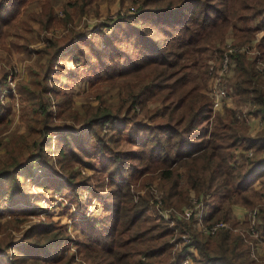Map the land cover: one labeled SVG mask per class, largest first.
Wrapping results in <instances>:
<instances>
[{
	"label": "trees",
	"instance_id": "obj_1",
	"mask_svg": "<svg viewBox=\"0 0 264 264\" xmlns=\"http://www.w3.org/2000/svg\"><path fill=\"white\" fill-rule=\"evenodd\" d=\"M29 1L0 0L1 44L9 36L18 37L15 24L19 9ZM43 1L41 11L32 19L48 28L55 20L48 0ZM131 2L129 14L112 20L122 26L123 46L120 33L119 44H110L111 37L104 36L108 48L102 52L90 48L88 52L68 33L50 39L46 49L37 52L38 70L31 69V79L15 86L24 105L20 118L28 131L0 141V187L7 184L12 194L17 193L19 171L31 169L48 152L52 135L62 134L57 143L58 162L67 171L69 188L76 183L86 188L90 185L87 178H78L71 166L89 157L92 148L111 162L104 166L111 180L102 216L89 219L83 240L77 242L87 264H182L185 257H190L191 264H259L250 258L238 233L219 230L208 235L198 227L193 214L172 228L168 220L154 212L148 196H136L123 181L153 174L150 179H158L164 201L161 209L168 206L182 214L206 198L205 224L228 222L232 227H248L233 218L230 208L250 209L264 204L262 189L256 184L264 178V73L257 68L264 63V0ZM46 7L49 10L44 19ZM229 37L232 40L227 45ZM9 45L19 49L14 41ZM68 46L76 50V59L85 65L91 63L92 53L96 55L100 72L92 83L107 80L103 84L107 85L113 78L124 79L116 103L107 102L103 91L97 101L83 103L77 111L72 109L73 101L57 84L58 77L52 75L60 73L54 70L55 61ZM232 47L238 49L228 52ZM225 53L234 76L222 84L231 99L250 105L249 117L263 123L256 132L237 118L240 110L232 108L217 113L209 124V62L217 66ZM44 58L46 64L42 65ZM194 69L200 73L198 79H190ZM8 73L0 69V93ZM51 75L50 87L47 83ZM8 97L14 99L10 94ZM4 115L0 124L5 121ZM54 116L70 120L80 129L89 128L98 145L69 138V127L56 123ZM105 123L110 134L102 133ZM122 142L131 149L117 150ZM98 188L102 194L103 186ZM257 211L258 230L264 234V206ZM24 239L11 260H0V264H73L72 257L62 256L70 238L58 227L39 224L28 230ZM179 243L173 251L174 244ZM7 245L0 248V253Z\"/></svg>",
	"mask_w": 264,
	"mask_h": 264
},
{
	"label": "rangeland",
	"instance_id": "obj_2",
	"mask_svg": "<svg viewBox=\"0 0 264 264\" xmlns=\"http://www.w3.org/2000/svg\"><path fill=\"white\" fill-rule=\"evenodd\" d=\"M48 2L49 4L47 5L52 8L55 20L52 26L45 28L35 23L32 17L41 11L44 1L32 0L19 9L18 21L15 24L18 37L9 36L5 44L0 43V69L9 71L6 84L1 92L4 94L2 95L4 97L2 98L3 107L0 106V116L5 114V121L0 124V128H4L0 131V141L9 139L12 134H27L28 128L20 118L21 109L24 105L18 100L15 86L20 81L26 82L31 79V69L38 70V63L36 61L39 55L37 52L46 49L50 39H59L70 33L76 37V41L80 42L78 43L79 47L85 49V51L91 52L88 50L91 48L102 52L108 48L103 41V37L110 36V44L112 42L119 44L118 41L120 39L117 36L121 33V45L123 46L124 44L122 26L117 25L115 22L112 23V20L116 19L118 15L129 14V8L132 7L131 0H48ZM46 10H49V8L46 7L42 14ZM44 19H46L45 14ZM41 23L44 24L45 22L42 20ZM230 39L232 40V37L226 40L227 45ZM11 41L16 42L19 49L9 45ZM76 41L73 44H76ZM70 48L71 46H68L64 49L56 59L54 70L60 73L52 75L53 77H58L59 81L57 84L73 101L72 109L77 111L81 104L97 101L98 95H103L104 92L103 96L107 102L116 103L121 93L119 84L124 79L113 78V83L107 84L108 86L103 85L106 84L107 80L92 83L97 73L100 72V64L97 58H95L96 55L92 53L91 63L85 65L81 59H76V55L74 54L76 50ZM126 51L129 52L130 49ZM209 61L211 60L209 59ZM40 63L45 65L46 59H41ZM122 64L125 65L124 61H122ZM230 73L221 79L217 75L215 78L212 75H208V94L216 81L227 91L222 83L226 82L225 79L230 80L234 76V73ZM52 75L47 83L50 87L53 86ZM199 76V71L194 69L190 79H198ZM9 94L14 99L9 98ZM226 108L240 110L237 118L241 114H247V110L252 109L248 103H239L236 98H232L227 105L212 113L209 124L217 116V113L223 114ZM52 110L54 115H56V109L53 108ZM53 119L56 123L65 124L69 127L67 130L68 134H70L69 138H75L83 142L91 140L93 144L98 145L94 141L93 134L89 128L80 129V125H76V123L70 120H58L56 116ZM257 119L253 118L255 121ZM107 125L108 123H105L104 126H100L103 134L111 132L106 130L105 126ZM253 125H255V122ZM117 126V124L114 125V127ZM261 127L257 125L253 127L251 125L248 126L253 132H256ZM61 136L62 134L57 133L52 135L48 152L42 158L35 161L31 169L19 171L16 175L19 190L17 193L12 194L7 184H3L0 187V248L8 244L7 248L0 253L1 261L11 260L14 251L23 245L28 230L33 229L39 224H52L70 238V241L62 252V256L66 258L72 257L73 264H87L82 258V253L79 252L77 242L83 240L86 223L89 222V219H97L102 216V203L109 192L108 187L111 180V176L105 172L107 170L104 169V166L111 164V162L107 158H103L97 148H92L89 157L84 156L81 163H75L71 166V170L77 173L78 178H87L90 185L86 188L82 187L80 183H76V186L72 189L69 188L67 171L62 169L58 162L60 155L57 143L60 141ZM33 138L34 136L29 139V142ZM117 148L119 151H128L131 149V146L126 142H122ZM237 157L236 159L240 160V157ZM152 176L153 174L144 173L136 176L133 180L129 181L128 179L123 182L128 183L131 191L136 196H148L149 203L154 212L166 221L168 220L169 222L167 223L174 228L175 223H183L185 220L184 216L171 207L166 206L167 210L160 208L161 204H164V201L158 189V179H150ZM256 184L259 186V189H262V200H264V178L262 181L258 180ZM100 185L103 186L102 194H99L98 186ZM253 188L255 189V187ZM205 199L201 201L203 202V211L208 212V207L204 203ZM260 206H264V204L258 203L250 209L231 206L230 211L233 213V208L239 207L242 209V218L235 216L234 213L232 214L233 218L235 219L236 217L237 221L248 220V212L255 209L257 211ZM162 213L168 217L162 216ZM179 245L180 243L178 246L174 244L173 251H176ZM257 260L261 261L255 262L264 264V242L260 247L259 258Z\"/></svg>",
	"mask_w": 264,
	"mask_h": 264
},
{
	"label": "built area",
	"instance_id": "obj_3",
	"mask_svg": "<svg viewBox=\"0 0 264 264\" xmlns=\"http://www.w3.org/2000/svg\"><path fill=\"white\" fill-rule=\"evenodd\" d=\"M238 49L237 47H232L228 49V52H231L232 50ZM243 50V48H241ZM252 52H249L251 54ZM229 58L227 56V53H225L220 61V63L217 66H214L213 62H209V71L208 74L212 75V77L215 78V76H219L221 79L222 77L226 76L229 74V72L233 73L232 70V65L229 63ZM257 68L260 72L264 73V63H259L257 65ZM230 73V74H231ZM218 81H216L215 85L213 88H210V93L209 96L211 97V106H210V113L212 116V113L223 107L224 105H227L231 98L228 96L227 91L220 86ZM4 94H1L0 99L2 103V96ZM238 118L242 121H245L249 126L252 124L253 118L249 117L247 114H241L238 116ZM256 125L257 126H263V123L257 119ZM255 125V126H256ZM256 129V128H255ZM253 132V130H252ZM248 155H251V151L248 152ZM196 201V200H195ZM167 210V209H166ZM165 210V211H166ZM164 213V212H163ZM161 214L164 217H168L165 214ZM184 219H187L190 214H193V217L197 221L198 227L206 234L208 235H214L217 233L219 230H230L231 232L238 233L243 241L247 244L248 247V252L249 256L251 259L255 261H261L257 260L259 258V253H260V247L262 243L264 242V234L260 233L258 230V221H257V211L252 210L248 212L249 219L248 220H241L239 221L240 224L241 222H246L248 223L247 228H239V227H232L228 222H215L212 224H205L203 222L205 216L207 215V212L204 210L203 211V204L200 202L199 204L195 205V207L192 210H185L183 213ZM187 242V240L185 241ZM190 252H193V249L190 248ZM182 264H191V259L190 257H185L183 259Z\"/></svg>",
	"mask_w": 264,
	"mask_h": 264
},
{
	"label": "crops",
	"instance_id": "obj_4",
	"mask_svg": "<svg viewBox=\"0 0 264 264\" xmlns=\"http://www.w3.org/2000/svg\"><path fill=\"white\" fill-rule=\"evenodd\" d=\"M254 122L255 121H253L252 124H251L252 127L256 125V122H255V125H253ZM232 212L235 214V216H238V217L242 218V209L241 208H239V207L233 208Z\"/></svg>",
	"mask_w": 264,
	"mask_h": 264
}]
</instances>
